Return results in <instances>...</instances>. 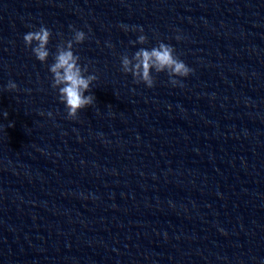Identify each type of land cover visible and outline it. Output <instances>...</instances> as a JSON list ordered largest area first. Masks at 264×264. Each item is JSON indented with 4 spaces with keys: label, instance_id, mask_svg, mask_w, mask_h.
<instances>
[{
    "label": "water",
    "instance_id": "1",
    "mask_svg": "<svg viewBox=\"0 0 264 264\" xmlns=\"http://www.w3.org/2000/svg\"><path fill=\"white\" fill-rule=\"evenodd\" d=\"M41 25L53 53L88 36L76 120L25 46ZM134 27L183 87L121 71ZM0 264H264V0H0Z\"/></svg>",
    "mask_w": 264,
    "mask_h": 264
},
{
    "label": "clouds",
    "instance_id": "2",
    "mask_svg": "<svg viewBox=\"0 0 264 264\" xmlns=\"http://www.w3.org/2000/svg\"><path fill=\"white\" fill-rule=\"evenodd\" d=\"M122 27L125 31L129 30L127 26ZM131 31L138 32L139 35L130 43L133 47L136 45L141 47L132 54L121 55V71L131 75L136 84H143L149 89L156 86L153 73L166 74L173 87H183L182 80L192 75L193 69L180 59L176 49L163 41L152 47H144L150 43L148 36L144 34V29L134 27ZM71 32L70 39L61 40L56 44L54 53L49 48L53 33L44 25L25 33L23 40L36 60L47 65L51 75V87L57 91L59 102L65 106L67 118L76 120L81 110L95 104V96L86 93L91 92L98 78L95 74H90L87 64L82 65L81 57L75 51L76 46L84 44L88 36L75 27H71ZM175 39L180 41L182 37L177 35ZM50 57L52 63L48 64ZM4 91L17 92L19 87L16 82L10 80L4 86ZM47 115L51 117L52 113L49 112ZM3 117L7 119L8 113L4 112Z\"/></svg>",
    "mask_w": 264,
    "mask_h": 264
}]
</instances>
